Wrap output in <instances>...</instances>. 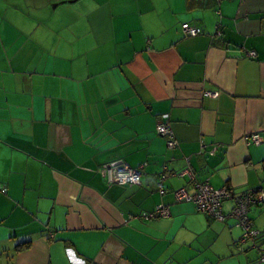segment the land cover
<instances>
[{
    "label": "crops",
    "instance_id": "0c3cea01",
    "mask_svg": "<svg viewBox=\"0 0 264 264\" xmlns=\"http://www.w3.org/2000/svg\"><path fill=\"white\" fill-rule=\"evenodd\" d=\"M206 181L264 189V0H0V264H264V233L176 199Z\"/></svg>",
    "mask_w": 264,
    "mask_h": 264
},
{
    "label": "built area",
    "instance_id": "2783aa9c",
    "mask_svg": "<svg viewBox=\"0 0 264 264\" xmlns=\"http://www.w3.org/2000/svg\"><path fill=\"white\" fill-rule=\"evenodd\" d=\"M182 28L184 33L189 36H196L201 33V29L199 27L193 26L189 23H184ZM217 34L221 35V31L219 29L217 30ZM248 55L255 57L256 52L250 51ZM207 95L216 97L218 93L208 91ZM157 132L161 137L166 139L169 148H175L178 145V140L174 135L168 118H164L158 123ZM250 139L257 143L259 142V135L253 134ZM142 169L143 166L141 168H132L126 163H120L106 165L101 169V171L107 182L110 184L140 185L142 183ZM190 171L191 170L188 167L181 174L190 173ZM165 177L166 175L162 174L160 181L162 182ZM175 196L178 201L194 202L198 211L205 212L214 219L224 221L227 217L235 218L238 225L243 230L241 242H250L254 247L257 246L256 242L263 234V231L255 227L249 212L253 205L264 204V189L250 190L243 194H236L228 187L217 189L206 181L197 182L196 190L193 193H190L185 188H182L177 190ZM230 199L234 202V205L231 213L226 215L223 211V202ZM169 215V207L164 204H159L154 212L146 214L145 217L155 218L159 216L167 217ZM260 262H264V250L260 255Z\"/></svg>",
    "mask_w": 264,
    "mask_h": 264
},
{
    "label": "trees",
    "instance_id": "16d2710c",
    "mask_svg": "<svg viewBox=\"0 0 264 264\" xmlns=\"http://www.w3.org/2000/svg\"><path fill=\"white\" fill-rule=\"evenodd\" d=\"M223 203H224V202H223ZM252 220H253V219H252ZM253 222H254V221H253ZM263 233H264V232H263ZM262 235H263V234H262ZM262 235H261V236H262ZM261 236H260V237H261ZM259 239H260V238H259ZM259 239H258V240H259ZM256 245L258 246V241L256 242Z\"/></svg>",
    "mask_w": 264,
    "mask_h": 264
}]
</instances>
